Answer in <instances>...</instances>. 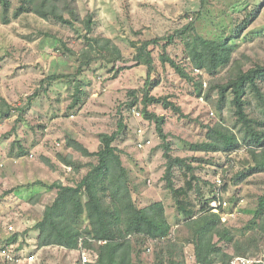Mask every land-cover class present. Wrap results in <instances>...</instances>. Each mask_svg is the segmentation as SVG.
Wrapping results in <instances>:
<instances>
[{
  "label": "rangeland",
  "instance_id": "374dc122",
  "mask_svg": "<svg viewBox=\"0 0 264 264\" xmlns=\"http://www.w3.org/2000/svg\"><path fill=\"white\" fill-rule=\"evenodd\" d=\"M8 1L6 16L0 2V95L12 107L10 116L0 115V162L5 163L0 171V244H5L14 233L30 231L55 198V191L33 186V183L51 185L61 181L69 184L80 181L87 172V168L79 174L68 170L59 160V154H71L76 162L84 165L95 161L68 149L69 138L79 140L91 152H96L100 147L99 135L117 132L122 123L125 129L115 145L122 152L135 198L141 206L153 201L164 202L173 224L171 237L185 243L184 257L188 264H195L193 245L186 242L188 232L182 226L183 216L163 181L166 161L156 125L134 116L133 110L141 111L142 104L131 106L130 92L138 91L137 96L142 99L147 80V67L135 62L136 49L132 43L139 44L181 29L201 11L195 24L197 32L212 40L232 38L235 57L248 70L256 64H264V0H204L202 3L199 0H57L66 14L71 6L81 20L92 15L93 35L113 40L127 61L116 66L97 62L77 78L53 82L48 81L52 76H73L77 72L78 55L87 45L82 22L74 27L63 26L28 12L16 18L20 0ZM167 52L177 58L192 77L208 82L202 92L205 99L202 101L193 85L182 79L174 68L162 63L161 49L156 48L153 56L159 84L153 88L151 96L168 98L181 108L184 116L162 104L150 105L148 111L165 118L164 130L169 134L173 155L191 160L204 194L208 195L209 186L214 183L217 190V179H222L223 185L227 182L228 190L222 193L228 201L234 198L231 203L236 214L229 226L239 236L247 235L251 232L250 222L258 197L264 194V174L236 182L235 177L243 170L242 163L247 158L244 149L230 156L190 151V144L204 139L203 125L222 121L240 136L234 108L228 103L223 111L219 110L217 92L210 93L213 85L228 81L229 68L214 75L197 76L180 41L168 47ZM76 83L81 84V101L74 106ZM140 128L144 131L143 137L138 135ZM143 138L151 143L140 149L138 143ZM183 174L179 169L175 172L177 187L183 186ZM39 194L43 195L41 203H29ZM191 196L200 207L198 194L193 192ZM10 226L14 227L13 231L9 230ZM34 236L30 231L23 236L24 244L20 241L19 245L22 248L36 246ZM154 249L156 247L150 245L136 264H157ZM263 249L264 243L260 252ZM47 251L45 264H77V251ZM37 253L39 261L42 251ZM37 264H43L42 260Z\"/></svg>",
  "mask_w": 264,
  "mask_h": 264
},
{
  "label": "trees",
  "instance_id": "16d2710c",
  "mask_svg": "<svg viewBox=\"0 0 264 264\" xmlns=\"http://www.w3.org/2000/svg\"><path fill=\"white\" fill-rule=\"evenodd\" d=\"M0 2L4 5L6 16L9 1ZM67 11L66 14L57 0H20V7L15 12L16 18L23 12H28L63 26L74 27L79 22L84 26L87 45L78 55L77 72L73 76H52L48 79L49 82L77 78L97 62L116 66L127 61L113 40L93 35L92 15L81 20L71 6H68ZM200 15L201 11L195 13L193 20L181 29L146 39L139 44L132 43L136 49L135 62L147 67V80L142 90V99L137 96L138 91L130 92L133 97L131 106L142 104L140 112L143 119L156 125L162 142L160 148L166 161L163 181L166 190L174 198L177 211L183 216L182 226L188 232L186 242L194 248V263L230 264L234 256H255L261 250V244L264 243V194L258 197L257 209L250 222L251 232L239 236L232 227L222 222L219 214L211 211L209 204L215 196V183L209 186L208 195L203 193L191 160L173 155L169 134L164 130L165 118L148 111L150 105L162 104L164 108L184 116L181 108L168 98L151 96V91L159 84L153 56L156 48L161 49L162 63L169 64L182 79L192 84L198 96L204 90L203 80L192 77L177 58H172L167 52L168 47L175 46L180 41L186 58L194 68L202 70L203 74L214 75L219 70L229 68L228 81L213 85L210 93L217 92L219 110L223 111L228 103L234 108L236 127H240L239 136L222 121L203 125L206 130L204 139L190 144V151L230 156L244 149L247 158L242 163L243 170L235 177L236 182L242 183L256 174H264V64H256L245 70L242 61L235 57L236 48L230 42L232 38L212 40L197 32L195 24ZM80 85L76 83L74 106L81 101ZM209 97L210 94L207 98ZM11 110V105L0 95V115L10 116ZM124 129L125 126L121 123L117 132L111 135L100 134V147L96 152H91L79 140L69 138L68 149L95 161L84 165L76 162L71 154H59L61 163L65 167H71L75 174L81 173L84 168H87V172L80 181L69 184L61 181L51 185L33 183V186H43L47 191L56 192L49 209L30 229L37 234L36 246L22 248L19 245L20 241L24 244L23 236L30 231L14 233L5 244H16L19 249H27L30 253L42 251L41 258L44 257L39 261L42 260L43 264L46 263L47 250L77 251L81 238L91 252L93 261L90 264H136V260L141 258L150 245L156 247L154 253L157 264H188L184 257L185 243L177 237H171L173 224L164 202L153 201L141 206L134 196L135 188L129 171L123 164L122 152L115 145ZM177 169L184 172L181 187H177L175 183ZM221 190H228L227 182ZM193 192L198 194L200 207L192 200ZM42 199L43 195L39 194L31 198L29 203L37 205ZM233 201L234 198H231L230 203ZM89 239L106 243L94 245ZM227 249L233 252H228ZM0 264L4 263L0 261ZM77 264H81L80 255Z\"/></svg>",
  "mask_w": 264,
  "mask_h": 264
},
{
  "label": "built area",
  "instance_id": "2783aa9c",
  "mask_svg": "<svg viewBox=\"0 0 264 264\" xmlns=\"http://www.w3.org/2000/svg\"><path fill=\"white\" fill-rule=\"evenodd\" d=\"M193 74L197 76H203L202 70L198 68L192 69ZM204 91L208 87V82H203ZM203 94V93H202ZM204 95H201L202 101L205 99ZM134 116L136 118L142 119V113L134 109L133 110ZM138 135L143 137L144 131L142 128L138 129ZM151 141L145 140L144 138L139 141L138 147L140 149L146 148L147 145H149ZM5 168V163L0 162V171H2ZM68 170H72L71 167H67ZM223 185L222 179L216 180V186L217 190L215 192V196L210 201V207L211 211L214 213H217L221 216L222 222L229 226V224L236 218V214L234 209L232 208V205L230 201L226 200L224 198V195L222 193L221 187ZM10 231L14 230L13 226L9 227ZM89 242L93 243L94 245H104L106 241H95L92 239L88 240ZM78 253L80 255V262L81 264H90L93 261L91 252L85 247V240L83 238L80 239ZM38 253H30L27 249H19L18 245H6V244H0V261L4 264H35L38 261ZM230 264H264V249L260 252V254L256 256H244V255H237L234 256L231 260Z\"/></svg>",
  "mask_w": 264,
  "mask_h": 264
},
{
  "label": "crops",
  "instance_id": "0c3cea01",
  "mask_svg": "<svg viewBox=\"0 0 264 264\" xmlns=\"http://www.w3.org/2000/svg\"><path fill=\"white\" fill-rule=\"evenodd\" d=\"M45 212H46V211H45ZM45 212H44V213H45ZM34 233H35V236H34V237H35V240H36V235H37V234H36V232H34ZM35 242H36V241H35ZM35 264H36V263H35Z\"/></svg>",
  "mask_w": 264,
  "mask_h": 264
}]
</instances>
